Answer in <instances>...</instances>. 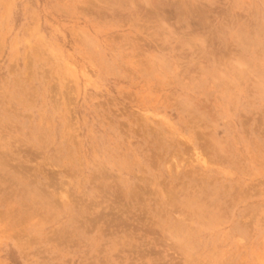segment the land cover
I'll return each mask as SVG.
<instances>
[{
  "label": "rangeland",
  "instance_id": "obj_1",
  "mask_svg": "<svg viewBox=\"0 0 264 264\" xmlns=\"http://www.w3.org/2000/svg\"><path fill=\"white\" fill-rule=\"evenodd\" d=\"M0 264H264V0H0Z\"/></svg>",
  "mask_w": 264,
  "mask_h": 264
},
{
  "label": "bare ground",
  "instance_id": "obj_2",
  "mask_svg": "<svg viewBox=\"0 0 264 264\" xmlns=\"http://www.w3.org/2000/svg\"><path fill=\"white\" fill-rule=\"evenodd\" d=\"M157 19V18H156Z\"/></svg>",
  "mask_w": 264,
  "mask_h": 264
}]
</instances>
